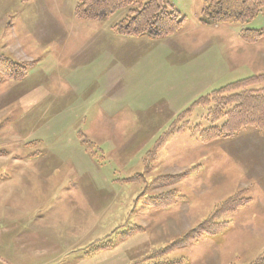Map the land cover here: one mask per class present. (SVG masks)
<instances>
[{"label":"rangeland","instance_id":"1","mask_svg":"<svg viewBox=\"0 0 264 264\" xmlns=\"http://www.w3.org/2000/svg\"><path fill=\"white\" fill-rule=\"evenodd\" d=\"M168 1L184 26L152 39L114 30L137 5L87 23L79 0H0V264L264 257V142L200 136L209 96L247 78L243 57L264 55V39L240 38L264 31V10L247 24L203 25L201 0ZM230 201L239 206L215 214ZM208 221L220 228L200 236Z\"/></svg>","mask_w":264,"mask_h":264},{"label":"trees","instance_id":"2","mask_svg":"<svg viewBox=\"0 0 264 264\" xmlns=\"http://www.w3.org/2000/svg\"><path fill=\"white\" fill-rule=\"evenodd\" d=\"M201 1L200 22L203 25L247 24L264 10V0ZM133 5L137 6L131 8L128 15L114 26L117 34L163 39L172 36L184 26L185 18L168 0H149L146 3H141V0H79L74 13L85 22H101ZM240 38L246 44H255L264 39V31L243 28ZM3 63L9 77L15 76L20 80L25 75V69L12 60L4 58ZM17 71L21 75H16ZM210 101L214 104L208 118L211 125L200 134L204 141L228 139L247 129L264 135V73L249 76L213 92L208 98L209 103ZM237 202L230 201L220 206L215 214L220 216L234 211L239 206ZM243 203L241 201V205ZM209 224L212 223L208 221L198 229L200 236L215 234V230L220 228V225H213L212 229H208ZM190 238H185L180 245L192 242L193 240L187 241ZM255 264H264V257Z\"/></svg>","mask_w":264,"mask_h":264},{"label":"crops","instance_id":"3","mask_svg":"<svg viewBox=\"0 0 264 264\" xmlns=\"http://www.w3.org/2000/svg\"><path fill=\"white\" fill-rule=\"evenodd\" d=\"M172 4V3H171ZM176 9H179L177 8L174 4H172ZM202 7V6H201ZM201 7H200V13H201ZM39 9H42L39 8ZM180 11V9L178 10ZM199 13V14H200ZM80 22H85V21H80ZM87 23H96V22H87ZM94 42L95 41H98V39H94L93 40ZM107 42V39L106 41ZM262 41H259L257 43H255L254 45L253 44H246V45H249V46H259V44L261 43ZM245 45V46H246ZM81 46V45H80ZM240 46V45H239ZM112 48V47H111ZM257 54L254 55V56H250V57H243L244 58V64H245V67L244 68H247V67H251V70L253 72L254 70V67L257 65V67H262L264 64H258L259 62H264V55H260V50H257L256 52ZM105 56H102V59H105L103 62H102V65L106 67V65L108 64V59H110L114 52H111L110 50H108V45L106 44L105 46V52H104ZM252 72H249L246 74L245 77H249V76H253L252 75ZM260 73H264V70H260V72H258V74ZM257 75V74H255ZM58 80H61L59 77H58ZM256 132V131H255ZM257 134H254V131L253 130H245L243 131L239 136V138L237 139H234V143H238L242 146V144L240 143V141L242 140L244 143H252V142H255V140H257L256 142V147H261L262 146V143L261 142H264V136H262L261 134H259L258 132H256ZM254 137V138H252ZM243 147V146H242ZM259 149V148H258ZM260 157L263 159L264 158V150H259V153L256 155V159L257 160H260Z\"/></svg>","mask_w":264,"mask_h":264}]
</instances>
